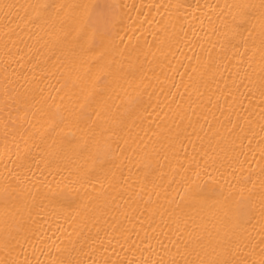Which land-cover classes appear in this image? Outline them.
<instances>
[{
    "label": "bare ground",
    "instance_id": "6f19581e",
    "mask_svg": "<svg viewBox=\"0 0 264 264\" xmlns=\"http://www.w3.org/2000/svg\"><path fill=\"white\" fill-rule=\"evenodd\" d=\"M0 264H264V0H0Z\"/></svg>",
    "mask_w": 264,
    "mask_h": 264
}]
</instances>
